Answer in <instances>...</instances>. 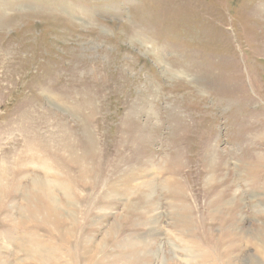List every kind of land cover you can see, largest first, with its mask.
Masks as SVG:
<instances>
[{
    "label": "rangeland",
    "instance_id": "374dc122",
    "mask_svg": "<svg viewBox=\"0 0 264 264\" xmlns=\"http://www.w3.org/2000/svg\"><path fill=\"white\" fill-rule=\"evenodd\" d=\"M0 264H264V0H0Z\"/></svg>",
    "mask_w": 264,
    "mask_h": 264
}]
</instances>
